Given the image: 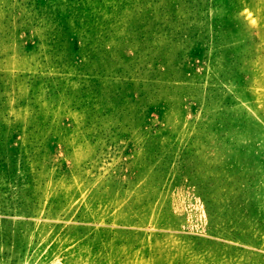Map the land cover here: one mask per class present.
I'll return each instance as SVG.
<instances>
[{
    "label": "rangeland",
    "instance_id": "374dc122",
    "mask_svg": "<svg viewBox=\"0 0 264 264\" xmlns=\"http://www.w3.org/2000/svg\"><path fill=\"white\" fill-rule=\"evenodd\" d=\"M0 264H264V0H0Z\"/></svg>",
    "mask_w": 264,
    "mask_h": 264
}]
</instances>
